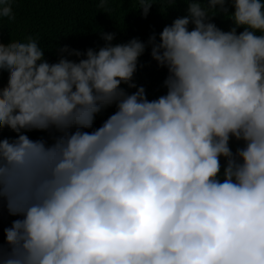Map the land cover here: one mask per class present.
<instances>
[{"label": "clouds", "instance_id": "1", "mask_svg": "<svg viewBox=\"0 0 264 264\" xmlns=\"http://www.w3.org/2000/svg\"><path fill=\"white\" fill-rule=\"evenodd\" d=\"M184 3L146 42L101 32L55 63L38 38L0 43V130L17 134L0 140V264H264V2ZM149 48L167 71L152 100L134 82Z\"/></svg>", "mask_w": 264, "mask_h": 264}, {"label": "trees", "instance_id": "2", "mask_svg": "<svg viewBox=\"0 0 264 264\" xmlns=\"http://www.w3.org/2000/svg\"><path fill=\"white\" fill-rule=\"evenodd\" d=\"M109 2L113 9L111 16L98 12L96 8L98 0H15L13 7L15 20L9 22L6 18L0 19V43L21 42L28 36L38 38L40 46L46 50L45 58L50 63H55L58 60L57 49L60 47L68 46L82 52L88 48L102 47L104 41L101 39V32L113 33L115 35L113 44L126 43L133 38L146 42L149 36L152 34L158 36L166 25H170L174 19L186 12L184 0H176L175 7L168 8L166 13H162L160 9L163 0H156L157 4L152 6L147 18H143L139 8L134 6L136 0ZM231 11L233 9L230 8L229 12ZM213 23L224 31H228L232 26L231 21L226 20L223 15L216 17ZM242 30L238 29V33ZM150 51V48L146 49L139 58L134 82L137 87L143 86L148 99L152 100L166 93L163 81L167 71L158 67L151 59ZM6 86L7 75L0 74V89ZM122 87L127 88L124 85ZM127 91L131 93L136 89ZM114 110V107H109L99 113L93 127H100ZM24 134L30 139L43 138L49 143L53 135L50 132L35 130ZM16 135L9 129L0 130V140L5 138L12 140ZM230 146L235 151L239 145L232 141Z\"/></svg>", "mask_w": 264, "mask_h": 264}]
</instances>
